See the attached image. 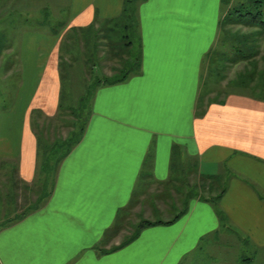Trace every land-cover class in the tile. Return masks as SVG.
I'll return each instance as SVG.
<instances>
[{
	"label": "crops",
	"instance_id": "0c3cea01",
	"mask_svg": "<svg viewBox=\"0 0 264 264\" xmlns=\"http://www.w3.org/2000/svg\"><path fill=\"white\" fill-rule=\"evenodd\" d=\"M66 2V27L76 29L116 18L123 6V0ZM220 5H139L140 74L96 90L83 135L60 163L48 197L0 228V264H189L222 231L253 248L243 264L262 254L264 99L239 92L219 98L204 94L202 83L205 59L220 38ZM60 40L24 31L0 48V83L13 89L8 107L0 110L1 217L20 214L22 195H29L24 186L38 181L32 112L53 118L59 111ZM189 166L199 176L221 179L219 202L203 201L193 184L198 193L189 195L173 223L145 228L127 245L107 250L118 237L110 233L126 231L130 216L139 222L145 205L148 221H155L156 208L165 216L160 221L174 218L167 201L183 193L171 187L172 180ZM13 180L20 190L12 188Z\"/></svg>",
	"mask_w": 264,
	"mask_h": 264
},
{
	"label": "trees",
	"instance_id": "16d2710c",
	"mask_svg": "<svg viewBox=\"0 0 264 264\" xmlns=\"http://www.w3.org/2000/svg\"><path fill=\"white\" fill-rule=\"evenodd\" d=\"M145 1L123 0L122 10L118 17L102 22L95 21L94 24L83 29L69 28L62 36L60 50L62 48L61 43H65V53L70 64L82 63L83 66H89V72L92 73L96 67V70H100L102 61L118 62L116 67L111 68L110 75L100 74V72L96 75L92 98L100 86L118 84L133 75L140 74L142 45L138 8ZM230 2L231 0H221V5L226 7L219 22L220 38L218 46L221 52L219 55L210 53L211 64L214 68L217 64L220 65L221 62L227 61L226 63L233 67L235 65L234 59L236 57L240 58L239 62L246 63L250 67L239 73L228 85L236 90L246 91V94L255 98L264 99V54L260 56V45L258 44L261 37L264 36V0H244L232 7H229ZM237 26L247 28L249 32L242 34L233 30ZM65 28L66 26H63L58 30H53L52 34L59 36ZM68 41H70L69 44ZM74 47L78 49V58L73 56ZM230 49L232 54L229 52ZM258 56H260V61L263 64L262 68L259 67V62L256 59ZM60 58L59 55V72ZM218 65L213 69L216 73H218ZM90 106L91 102L88 108L82 103L76 109H69L66 112L60 110L53 118L45 117L39 111L32 112L31 129L37 141L39 157L38 181L34 186H24L29 195L25 193L22 195V212L12 218L9 217L8 213L4 214L0 218V228L6 227L11 222L24 217L28 212L37 209L48 197L60 163L83 135L88 122ZM60 108L61 103L59 104ZM86 109H88V114L82 117ZM62 129H66L64 137L60 134ZM11 183L14 190H20L19 184L17 185L15 180ZM198 186L205 196L202 200L214 205L219 202L225 192L221 179L217 177H207ZM194 187L196 188L197 185ZM183 200L185 202L182 204V210L173 219L167 222L140 220L133 226L131 236L126 238L118 247L110 249V251H115L127 245L137 238L145 228L173 223L185 212L189 195ZM217 216L222 220L223 215L220 211H217Z\"/></svg>",
	"mask_w": 264,
	"mask_h": 264
},
{
	"label": "rangeland",
	"instance_id": "374dc122",
	"mask_svg": "<svg viewBox=\"0 0 264 264\" xmlns=\"http://www.w3.org/2000/svg\"><path fill=\"white\" fill-rule=\"evenodd\" d=\"M243 1L244 0H231L229 7L237 5L239 2ZM225 9L226 7L220 5V15H218L219 21L221 20ZM69 16L70 13L66 0H0V48L6 46L9 39H12L11 42H14L18 35L24 31L37 30L46 33H52L53 30H58L63 26H67ZM67 29L69 28L66 27L63 31H61V34H59L61 38ZM233 30L239 31V33L242 34L249 32L247 28L241 26L234 27ZM69 43L70 41H68V44ZM258 44L260 45L259 51L261 56L264 54V36L261 37ZM61 46L59 73L61 77L62 88L60 93L61 108L59 111L62 110L66 112V110L69 109H76L82 103L88 108L92 100V90L96 83V75L99 72L100 74L110 75L111 68L116 67L118 62L111 60L102 61L100 70H96V67L91 73L89 72V66H83L82 63L80 64L78 62H76V64H70L67 54L65 53V43H61ZM220 52L221 49L219 48L218 44L215 45L211 50V53L216 55H219ZM229 52L232 54L231 49ZM72 53H74V57L78 58L77 47H74ZM260 56H258L256 59L259 62V67L262 68L263 64L260 61ZM234 61L235 65L233 67L232 65L227 64V61L221 62L220 65L217 64L218 73H216L213 69H215L217 65L213 68L210 57L205 59L203 65L202 81L204 94L216 92V95L219 98L224 97V95L229 92H239L246 94V91L236 90L228 85L229 82L235 79L239 73L250 67L246 63L239 62L240 58L238 57H236ZM12 90L13 89L10 87L2 88L0 83V110L4 108L6 109L8 107L9 103L11 102ZM87 111L88 109L83 112L82 117L83 115L88 114ZM60 134L62 137H64L66 135V129H62ZM197 172V169L189 166L188 168L179 169L177 177L175 176V178H173L171 187H174V189L179 188L183 195H172L169 201H167V208L172 211L171 216L178 214L182 210V204L185 202V200H183L184 198H187L188 195L198 193L197 189L192 185L200 184V182H203L207 179L206 175L199 176V172ZM165 200H167V196ZM148 206L150 207V205H145L142 208L141 211L144 212V214L141 213L142 218L139 219V222L140 220H146ZM159 212L160 210L156 208V213L154 217L151 218V220H163L165 216L160 215ZM129 218V220H131L128 222L130 226L126 228V231H120L117 228L118 230H114L110 233L112 236H115L116 234L118 237L115 238L112 247L110 246V248L107 250L114 248L116 245L119 246L126 238L131 236L133 232L132 228L138 223V221H136L137 219L135 218V215L130 216ZM236 236L233 235L232 232L222 231L219 235H217V242L212 243L211 245H207L208 242L204 243L201 246V250L197 252L196 260L190 261L189 264H243L242 262L245 258H251V256L254 254V250L248 244H244L243 242L239 243L238 236ZM110 238L111 237L108 239ZM105 251L106 250H104V252ZM255 259L256 260L253 264H264V250H262V254L260 255L259 253Z\"/></svg>",
	"mask_w": 264,
	"mask_h": 264
}]
</instances>
